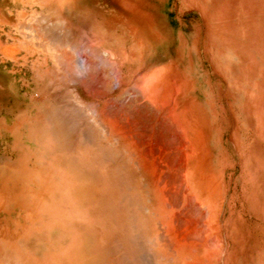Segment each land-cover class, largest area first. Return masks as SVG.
Returning <instances> with one entry per match:
<instances>
[{
	"label": "rangeland",
	"instance_id": "rangeland-1",
	"mask_svg": "<svg viewBox=\"0 0 264 264\" xmlns=\"http://www.w3.org/2000/svg\"><path fill=\"white\" fill-rule=\"evenodd\" d=\"M0 264H264V0H0Z\"/></svg>",
	"mask_w": 264,
	"mask_h": 264
}]
</instances>
